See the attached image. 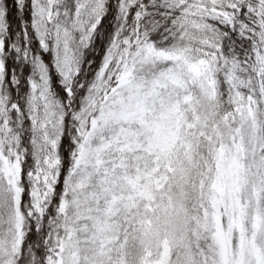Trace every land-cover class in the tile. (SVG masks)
I'll return each mask as SVG.
<instances>
[{
	"label": "snow or ice",
	"instance_id": "6c2138e0",
	"mask_svg": "<svg viewBox=\"0 0 264 264\" xmlns=\"http://www.w3.org/2000/svg\"><path fill=\"white\" fill-rule=\"evenodd\" d=\"M0 264H264V0H0Z\"/></svg>",
	"mask_w": 264,
	"mask_h": 264
}]
</instances>
